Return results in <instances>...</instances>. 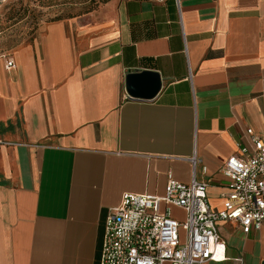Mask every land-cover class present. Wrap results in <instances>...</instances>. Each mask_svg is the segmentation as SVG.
<instances>
[{
	"label": "crops",
	"instance_id": "obj_1",
	"mask_svg": "<svg viewBox=\"0 0 264 264\" xmlns=\"http://www.w3.org/2000/svg\"><path fill=\"white\" fill-rule=\"evenodd\" d=\"M3 56L0 264H101L109 211L190 185L193 157L220 210L224 164L264 136V0H112ZM131 74L156 95L132 96ZM218 228L227 259L204 264H264V225Z\"/></svg>",
	"mask_w": 264,
	"mask_h": 264
},
{
	"label": "built area",
	"instance_id": "obj_2",
	"mask_svg": "<svg viewBox=\"0 0 264 264\" xmlns=\"http://www.w3.org/2000/svg\"><path fill=\"white\" fill-rule=\"evenodd\" d=\"M9 0H0V6ZM180 5V0H175ZM5 68L16 66L3 56ZM253 149L246 147L226 161L222 173L229 179V193L222 209L208 203V184L196 180L197 160L190 161V185L168 178L162 197L125 193L106 218L101 264H204L222 262L226 245L219 222L237 223L245 235L264 225V136L248 129ZM207 173V168H202ZM182 210L184 219L174 217Z\"/></svg>",
	"mask_w": 264,
	"mask_h": 264
},
{
	"label": "rangeland",
	"instance_id": "obj_3",
	"mask_svg": "<svg viewBox=\"0 0 264 264\" xmlns=\"http://www.w3.org/2000/svg\"><path fill=\"white\" fill-rule=\"evenodd\" d=\"M112 0H9L0 6V55L36 38L45 24L75 18ZM124 1V0H119Z\"/></svg>",
	"mask_w": 264,
	"mask_h": 264
},
{
	"label": "water",
	"instance_id": "obj_4",
	"mask_svg": "<svg viewBox=\"0 0 264 264\" xmlns=\"http://www.w3.org/2000/svg\"><path fill=\"white\" fill-rule=\"evenodd\" d=\"M127 88L132 96H147L153 98L159 90V86H153L152 88L146 84L145 78L141 75L131 74L127 78Z\"/></svg>",
	"mask_w": 264,
	"mask_h": 264
}]
</instances>
